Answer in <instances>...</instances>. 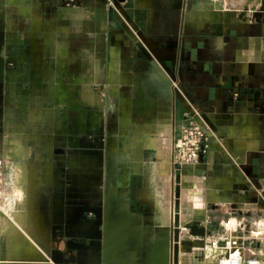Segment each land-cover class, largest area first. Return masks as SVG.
Listing matches in <instances>:
<instances>
[{
  "label": "crops",
  "instance_id": "1",
  "mask_svg": "<svg viewBox=\"0 0 264 264\" xmlns=\"http://www.w3.org/2000/svg\"><path fill=\"white\" fill-rule=\"evenodd\" d=\"M186 111L211 136L194 166L174 155ZM0 112L2 202L33 186L54 244L86 247L61 251L75 264H173L177 231L222 241L208 207L264 190V0H0ZM142 186L154 223L131 205ZM3 217L0 264H24Z\"/></svg>",
  "mask_w": 264,
  "mask_h": 264
},
{
  "label": "built area",
  "instance_id": "2",
  "mask_svg": "<svg viewBox=\"0 0 264 264\" xmlns=\"http://www.w3.org/2000/svg\"><path fill=\"white\" fill-rule=\"evenodd\" d=\"M210 130L198 122L191 111H186L176 140L174 155L179 165H198L203 163L210 148ZM5 162L0 159V184L3 180ZM255 212L252 218L245 212ZM207 225L219 223L225 239H208L199 246L204 264H264V190L258 194L255 209L242 206H228L221 212L216 206L208 207ZM225 215V220L222 215ZM236 221V228L230 222ZM258 249H261L260 251Z\"/></svg>",
  "mask_w": 264,
  "mask_h": 264
},
{
  "label": "rangeland",
  "instance_id": "3",
  "mask_svg": "<svg viewBox=\"0 0 264 264\" xmlns=\"http://www.w3.org/2000/svg\"><path fill=\"white\" fill-rule=\"evenodd\" d=\"M148 156L150 157V155H147V158ZM5 182L3 176L2 183L5 185ZM2 183L0 184V191L3 187ZM36 193V189H34L33 186L29 187L26 195L28 200L20 203L16 200H4L2 202L4 194L0 192V213L4 216L2 218V224H5V229L8 231L7 233L11 240L14 241V250L17 254L13 253V250L12 253L16 261L24 264H57L53 261L52 256L57 252L61 254H64V251L69 252L67 242L61 240L54 244L57 240L53 231L49 228L50 219L44 216V214L46 215L47 212H49L51 205L43 199L37 201L35 197ZM154 193L155 192H152L151 190H146L143 186L140 189L134 190L133 198L135 199V203H132L131 205L133 206L134 204L135 208L145 215L143 221L146 224L158 221L159 217H155V215L153 216V213L156 210H164V202L154 199ZM45 197L47 198V196ZM163 198H165V196ZM222 216L224 217L225 215L223 214ZM230 222L234 225L235 229V219H232ZM174 260L173 264H175ZM82 261H84L83 257H78V262Z\"/></svg>",
  "mask_w": 264,
  "mask_h": 264
},
{
  "label": "water",
  "instance_id": "4",
  "mask_svg": "<svg viewBox=\"0 0 264 264\" xmlns=\"http://www.w3.org/2000/svg\"><path fill=\"white\" fill-rule=\"evenodd\" d=\"M1 113V112H0ZM1 127H2V121H1V117H0V132H1ZM190 234L194 237H200V238H203L205 237L206 235V231L204 228H200L198 226H192L190 227ZM174 241H175V260H174V263L175 264H179V252H180V247L183 246L184 250L189 253L191 252V250L195 247H199V243H203V241H193V240H189V239H182L181 240V237H180V233L179 231H177L175 233V237H174ZM67 247L69 249V252L70 251H73V250H78V251H81V250H85L86 247L83 246L82 244H79V243H76V242H73V241H68L67 242ZM58 253V252H57ZM57 253H54V255L52 256L53 258V261L57 264H75L77 262V260L73 257H64L63 254L61 253H58L60 254V259L59 260H56L55 259V254ZM200 258H203V255L200 253ZM79 264V263H78Z\"/></svg>",
  "mask_w": 264,
  "mask_h": 264
},
{
  "label": "bare ground",
  "instance_id": "5",
  "mask_svg": "<svg viewBox=\"0 0 264 264\" xmlns=\"http://www.w3.org/2000/svg\"><path fill=\"white\" fill-rule=\"evenodd\" d=\"M152 197V196H151Z\"/></svg>",
  "mask_w": 264,
  "mask_h": 264
}]
</instances>
